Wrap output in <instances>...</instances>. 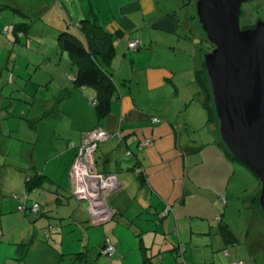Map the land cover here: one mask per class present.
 <instances>
[{
	"label": "rangeland",
	"instance_id": "374dc122",
	"mask_svg": "<svg viewBox=\"0 0 264 264\" xmlns=\"http://www.w3.org/2000/svg\"><path fill=\"white\" fill-rule=\"evenodd\" d=\"M155 1L158 3L157 12L169 6H178L184 12L183 3L188 0ZM106 4L98 0L97 3H92V10L100 17L102 11L107 9ZM88 14L87 0H0V65L3 62L7 67L10 65L9 70L13 74L11 83L5 79V70L0 79V92L4 97L0 103V206L4 212L0 220V234L6 236L0 241V264H122L124 256L126 259L123 264H142L139 248L151 245L155 231L165 233L166 241L170 238L177 243L178 232L188 235L191 229L197 228L211 230L213 236L212 239L209 236H195L193 250L199 248V253H207L205 257L203 254L193 253L196 264H230L235 261L264 264V221L252 206V201L259 198L260 183L252 173L236 162H233V169L228 173L226 169L216 165L219 177L223 174L225 177L231 176L230 182L220 194L210 188L204 193L200 192L202 196L199 198L187 199L184 208L180 209V214L185 217L178 222L174 215L173 219L153 220L151 225L155 231H145L142 234V244L139 237L134 236V230L140 231L135 224L131 228L123 225L122 221L119 224L113 223L114 221L95 224L88 217V203L75 201L74 198L69 200L67 207L56 205L52 214L24 217L15 211V204H21V201L14 200L13 194L23 196L26 175L35 174L34 168L28 163L29 157L32 158L33 154L38 162L35 163L36 167L42 170L48 165L47 171H50L57 165L52 159L56 152L63 151L67 145L80 146L81 140L78 143L77 139L80 133L77 129L82 124L81 120H70V112H63L66 105L63 109L60 108L66 102L62 94L65 92L64 88L72 89V84L64 73V68L69 70L70 64L67 54H60V50L58 52L56 38L58 30L65 26L64 22L70 19L76 21ZM246 15L245 10L242 18ZM242 18L240 16V20ZM250 19L253 20V16ZM20 23L28 25V28L24 26L27 34L19 36L20 43H14L11 32L13 26ZM7 28L9 37L2 33ZM199 32L204 35L200 28ZM189 65L191 64L180 67L186 70ZM50 75L55 76L51 79ZM60 78L65 80L64 85L60 84ZM197 91L198 88L194 90L196 93ZM196 93L190 104L191 107L196 105L202 110L206 124V113L202 108L201 98ZM179 102L180 98L178 108L176 102H172L171 112L178 110V114L184 117L186 113L179 107ZM87 104L93 110L90 102ZM209 106L212 109L211 101ZM59 108L60 112L57 111ZM211 123L217 130V120ZM209 128L210 126L204 127L203 133H207ZM215 136L220 139L218 133ZM70 138L75 143L68 141ZM150 145L151 141L145 144L144 151L151 153L155 149ZM30 150L33 152L27 153ZM163 154L167 156L168 153ZM153 155H156L155 152ZM159 156L161 154L156 155L155 159ZM186 178L190 181L188 176ZM220 179L223 181L224 178ZM166 192L169 194V189ZM35 194V190L31 191L30 198L38 202V197L41 204H52L53 199H47L50 194L41 190L36 196ZM158 200L162 204L166 202ZM82 216L85 222L80 221ZM218 218H222L231 228L237 239L235 245L223 244L218 234ZM48 227H51V231L47 234L45 231ZM107 238L111 240L115 255L103 254L102 247ZM79 250L84 253L78 254ZM224 250L229 252V256H224ZM178 262L187 264L186 258L185 261L180 256L175 258L170 252L154 258V264ZM189 264L192 262L189 261Z\"/></svg>",
	"mask_w": 264,
	"mask_h": 264
},
{
	"label": "crops",
	"instance_id": "0c3cea01",
	"mask_svg": "<svg viewBox=\"0 0 264 264\" xmlns=\"http://www.w3.org/2000/svg\"><path fill=\"white\" fill-rule=\"evenodd\" d=\"M88 1L97 3L98 0ZM100 1L107 3V9L102 11V16H98L97 20L112 35L115 50L111 68L113 70L112 79L117 89L116 96L111 102L110 113L101 120L98 119L94 110L87 104L94 96V89L79 90L73 86L72 89L64 88L65 92L62 94L66 102L60 108L63 109L66 105L67 108L63 112H70L69 115L67 114L70 120H81L82 124L77 129L80 133L77 138L78 143L81 140L80 144L83 142V133L94 128H101L110 135L121 134L123 137L121 143L116 138H110L101 144L95 154V160L99 171L112 172L117 175L121 187L118 192L115 191L106 198L111 217L120 216V221L113 223L119 224L122 221L124 225V220H133L131 226L134 227L135 224L140 228V231L133 232L134 236L138 237L136 235L138 233L142 240V234L145 231L154 229L151 222L157 218L164 221L167 218L173 219L172 215H174L176 222L183 220L185 216L180 214V209L184 208L183 205L187 199L199 198L202 196L200 192L204 193L210 188L220 194L223 187L230 182L231 176L225 177L223 174L219 177L216 165L226 169V173L232 167L231 162L225 159L220 149L215 146V142L219 139L215 136L218 132L214 124L211 122L205 124L202 110L196 105L191 107L190 104L196 93L194 90L198 88L195 73L201 68L205 54V49L199 41L202 35L198 24L186 18L182 20V10L178 9V6L165 7L157 12L158 3H155V0ZM179 31L182 32V36ZM134 40L139 42L135 51L130 48V43ZM4 63L0 65V79L5 70ZM189 63L191 65L186 70L180 67ZM64 73L71 83L76 69L69 64V70L64 68ZM54 76L49 77L52 79ZM59 81L60 84H65L64 79L60 78ZM179 98L181 99L179 107L181 106L183 113H186L184 117L178 114V110L171 112L172 102H176V108H178ZM3 100L4 97L0 92V103ZM60 108L58 112L61 111ZM0 118H2V113H0ZM154 118L158 121L157 123L152 121ZM208 126L210 128L207 129V133H203L204 127ZM70 139L68 141L75 143V140ZM145 140L151 141L150 146L155 147L151 153L143 149V144L148 143ZM141 142L143 143L140 146ZM76 147L78 146L67 145L63 151L56 152L52 159L57 162V165H54L50 171H47L48 165L42 170L37 168L35 163L38 162L33 154L32 158L28 159L35 173L40 172L51 180L49 183L46 182L48 183L47 189L35 190L36 194L41 190V192L50 194L47 197L48 200L53 199L52 204L43 203L46 208H50L49 214L53 213L56 205L61 204L67 207L69 200L74 198L72 194H68V199L58 201L56 197L53 198L57 195L53 191L55 185L65 190L69 189L67 172L76 159ZM129 151L132 153L131 156L126 154ZM32 152L30 150L27 153ZM154 152L156 155L161 154L157 160L156 155H153ZM163 153L168 154L165 156ZM179 154L182 155L180 159ZM137 160L139 166L136 169L142 170L145 174L144 185H140L133 171ZM203 168L205 170H202ZM186 176L190 178V181ZM220 178H224L223 181ZM167 189H169V194L166 192ZM27 197L30 201H35L28 193ZM37 199L39 201L38 197ZM158 199L166 202L162 204ZM257 203L258 199L252 201L255 211L259 209ZM166 204L170 205L171 210L166 215L161 214L160 218V213L165 209ZM18 205V203L15 204V209ZM260 215L264 221L262 213ZM88 217L91 219L89 215ZM81 220L85 222L84 216L80 218ZM110 222L112 221L109 219L104 223L95 224ZM164 235L165 233L155 231L151 245L145 247H151L148 251H151L149 255L152 257V264H154L155 257L159 255L162 257L165 252L173 254L172 249L179 244L185 246L184 257L187 264L189 261L196 264L193 253L203 254V257L207 253H199V248L193 250L195 236H209V239L213 236L211 230L191 229L188 235L178 232L176 243L170 238L166 241ZM105 244L112 245L111 240L107 238ZM158 250L162 253L154 254ZM81 251L79 250V253H84ZM139 253L141 254L140 248ZM5 258L8 257L5 256ZM125 259L126 256L121 261L122 264Z\"/></svg>",
	"mask_w": 264,
	"mask_h": 264
},
{
	"label": "water",
	"instance_id": "95a60500",
	"mask_svg": "<svg viewBox=\"0 0 264 264\" xmlns=\"http://www.w3.org/2000/svg\"><path fill=\"white\" fill-rule=\"evenodd\" d=\"M253 1L264 3L196 0L194 12L198 26L213 46L202 61L220 141L227 153L258 179L257 207L264 217V20L253 28H240L242 5ZM72 196L79 202H89L77 193Z\"/></svg>",
	"mask_w": 264,
	"mask_h": 264
},
{
	"label": "trees",
	"instance_id": "16d2710c",
	"mask_svg": "<svg viewBox=\"0 0 264 264\" xmlns=\"http://www.w3.org/2000/svg\"><path fill=\"white\" fill-rule=\"evenodd\" d=\"M195 1L196 0H188L187 3H183V5L185 6L183 11L184 10L185 11L182 12L183 14L181 13L182 20L186 18V19L192 20L193 23L194 22L197 23L196 15L194 12V3H193ZM87 3H89L88 0H87ZM91 5L92 3H89L88 16L80 18L79 20H76V21H73L72 19H70L67 22H64L65 26H63L62 29L58 30L59 33L57 34L56 42L59 48L58 52L60 50V54H63V52L66 53L71 67L76 69V74L74 78H71L72 86L75 89H79V90L82 88L94 89V96L89 99V102L96 114V117L101 120L102 118L106 117L110 113L111 102L114 100L116 96L117 88L112 79L113 70L111 68L112 61L115 55V50L113 46L112 35L101 24H99L97 20L98 19L97 12L92 10L93 8ZM245 10L247 12V15L242 18V12L244 13ZM251 16H253V20L250 19ZM241 18H242L240 20L241 29L253 28L256 22L260 20H264V3L261 1H253V2H249V3L242 5ZM24 26L28 28V25L24 23L15 24L13 26L11 34L14 38V43H20L19 36L22 37L27 34L26 33L27 29ZM2 33L6 35V37H9L10 36V34H8L9 28L4 29ZM179 34L180 36H182L181 31H179ZM199 41L201 45L203 46V48L205 49V53L210 52L213 49V46L206 39L205 35H202ZM137 48L138 46L136 47V49ZM9 66L7 67V64L5 65L4 63V69H5L4 73L6 74L5 79L8 83H11L13 74L11 73L12 70H9L10 68ZM195 80L198 85V91L196 94L200 96L201 98V105L207 117L206 123L208 124L210 122H214V121L216 122L211 91H210V87H209V83H208V79L206 75V68L204 66L203 61H202L201 68L195 73ZM209 101H211V104L213 106L212 109L209 106ZM95 129H101V128H94L93 130ZM91 131H88V132H91ZM118 136H119V139H117L116 136L115 137L113 136L111 138H116L118 142L121 143L123 141V137L121 136V134H118ZM142 143L143 142L139 143V145L141 146ZM101 144L97 146L96 150L93 153L96 171L99 174L114 175L118 182L117 175L115 173L99 171L97 169L95 154ZM145 144L147 143H144L143 146ZM215 146L218 149H220L225 159L231 162L232 169H233V162H236L237 164L241 165V163L234 160L227 153L220 139L219 141L215 142ZM78 150H79V146L76 147L75 158L77 157ZM131 154L132 153L130 151L127 152V156H131ZM138 166H139V162L137 160L135 162V169H133V171L136 173V178L139 181L140 185H144L146 181L145 174L144 172H142V170L136 169V167ZM241 166L244 167L243 165ZM70 169L67 172V180L69 182L68 190H65L64 188L59 187L54 184L55 189L53 193L57 194L56 198L58 199V201H62L63 199L65 200L68 199L69 196L68 197L66 196L68 194H71L70 192L71 184H70V177H69ZM232 169L230 171H232ZM49 181L51 180L48 177L40 174V172H36L34 175L27 174L26 180H25V194L22 197L17 194H13L12 196L14 200L21 201V204H19L16 207L15 211L21 213L22 216L24 217L31 216L32 214H36V215L49 214L50 208H46L39 201L32 202L27 197L28 192L30 193L31 191L38 190V189H47L48 188L47 184L49 183ZM49 188L51 187L49 186ZM120 189L121 187H119L116 192H118ZM54 202L56 203V199L54 200ZM41 205H43L45 208H43ZM35 206L37 208L34 210ZM164 207L165 209H163L162 212L160 213V218H161V214L166 215L171 210L170 205L166 204ZM257 212L261 213L259 209H257ZM3 214L4 212L2 211L1 206H0V220ZM110 220L115 221V222L120 221V216L113 215ZM123 222L125 226H127L128 228L129 227L131 228V223L133 222V220L126 219ZM217 226H218V234L223 244L226 246L235 245L237 242L236 236L231 231L229 226L223 222L222 218L217 219ZM0 228H1V225H0ZM49 231H51V227H48V230H46L45 232L48 234ZM136 235L139 237L140 243L142 244L140 234L137 233ZM5 238L6 236H4L3 234H0V241H2V239H5ZM105 246L106 244L103 245L102 250L104 249ZM150 248H145L144 246L142 247L140 246V252L142 254V264H152V261H151L152 257L149 255L151 251H148L150 250ZM185 250H186L185 246L182 244H179L177 247L172 249L171 252H173L175 258L176 256H180L185 261L184 259ZM161 253H162L161 250L154 252V254H157V255ZM78 254H81V253H78ZM224 255L227 257L229 255V252L227 250H224ZM235 262H241L242 264H244L242 261H235ZM235 262H232V263H235ZM177 264H182V262H178Z\"/></svg>",
	"mask_w": 264,
	"mask_h": 264
},
{
	"label": "built area",
	"instance_id": "2783aa9c",
	"mask_svg": "<svg viewBox=\"0 0 264 264\" xmlns=\"http://www.w3.org/2000/svg\"><path fill=\"white\" fill-rule=\"evenodd\" d=\"M138 44V40L132 41L130 43L131 50H135ZM152 121L158 122L156 119ZM113 136L119 139L118 134L110 135L103 129H95L84 134L77 157L69 171L71 191L89 199L88 210L91 212V220L94 223H104L109 220L110 211L106 205V198L120 187L114 175L97 173L93 157L97 146ZM36 208L35 206L34 210ZM104 210L106 213H103ZM102 251L105 255H111L114 253V248L107 244Z\"/></svg>",
	"mask_w": 264,
	"mask_h": 264
},
{
	"label": "bare ground",
	"instance_id": "6f19581e",
	"mask_svg": "<svg viewBox=\"0 0 264 264\" xmlns=\"http://www.w3.org/2000/svg\"><path fill=\"white\" fill-rule=\"evenodd\" d=\"M208 53V52H207ZM71 194H72V191L70 190Z\"/></svg>",
	"mask_w": 264,
	"mask_h": 264
}]
</instances>
